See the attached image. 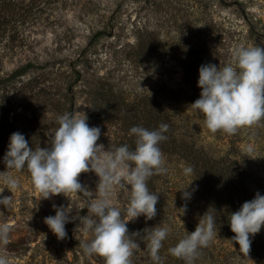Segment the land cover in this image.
<instances>
[{
    "label": "rangeland",
    "instance_id": "374dc122",
    "mask_svg": "<svg viewBox=\"0 0 264 264\" xmlns=\"http://www.w3.org/2000/svg\"><path fill=\"white\" fill-rule=\"evenodd\" d=\"M205 59L232 86L220 126L180 89ZM263 92L264 0H0V264H262L200 217L185 163L246 156L264 227ZM170 120L182 154L141 155Z\"/></svg>",
    "mask_w": 264,
    "mask_h": 264
},
{
    "label": "trees",
    "instance_id": "16d2710c",
    "mask_svg": "<svg viewBox=\"0 0 264 264\" xmlns=\"http://www.w3.org/2000/svg\"><path fill=\"white\" fill-rule=\"evenodd\" d=\"M202 61L203 62L201 64H198V66L195 67V70H197L195 71L197 73V76L199 75L198 73H201V75L196 77L195 74L192 73L194 79H191L192 77H190V74H188L187 76L190 79H186L184 81V84H181L180 89L183 90L182 94H188L191 100L190 105L192 107L197 108L198 112L200 111L202 113H208L207 115H210L209 120L213 122V125L220 126L221 124L225 123L226 120L228 122L230 121L226 119L230 116L229 110L228 112H224L219 110V108L221 106H226L227 100L225 99V95L228 92L232 91V86L227 87L226 90L220 89L221 91L217 92V90H219V86L216 82V79L213 80L212 75L215 71H219L218 64L213 62L212 60L205 59ZM32 68V64L24 66L23 68L15 71L9 77V80L25 75ZM203 73L207 75V80L205 81L204 78H202ZM185 85H187L186 89ZM166 88H168L169 90L168 86ZM260 90L261 88L259 86H256V83L253 79L243 85V90H240V93H244L245 91L248 98L254 99L256 98V91H258L259 95H261ZM169 91L175 94L172 90ZM214 95L220 96L215 98L213 97ZM260 98H262V102L264 105V92ZM216 103L218 107H216ZM263 105H260L261 109L264 107ZM213 109L219 112V115L214 114L215 117H213ZM225 109L226 108H223V110ZM247 116H249V114H237L235 116V119L237 117H241V120L244 121ZM170 121V127L168 126L163 130L157 128V126H154V124L150 122V124L148 125L149 142L138 149V152L141 155H146V150L151 151V148H155V152H163L162 144H164L165 142L167 144L165 148L168 151V153L164 152L166 156L170 157L171 155L174 156V154H177L179 156L180 154H182V150L178 149V145L174 141V139H177V137H179L180 135L178 129L181 122L179 121V123H176V121ZM162 135H166V138L160 139L159 137ZM150 141L151 144L148 145ZM205 150L206 149H204L203 147L202 149H200V151L197 150L195 152H191V154L189 155V163H187V161L185 163V166L188 167L185 172L193 169V171H190L189 174H195V180L197 181L196 183L198 187L197 192L204 199L203 212H205V214H202L200 217L209 219L211 222H213V224H215L214 227L218 230H223L224 225H226L227 228L225 229L226 231L230 232V236L239 245L242 244L241 246L243 248L249 249V251L253 252L256 256L262 258V264H264V227H262L258 223V221L256 222V217H254L252 213H249V210H247L246 208L254 207V198H252L251 196L247 198V190L244 189L243 180L235 183L237 181L235 177H241L244 175V173L249 172V168H246L247 157L243 156L238 161H236L235 159L232 161H227L225 159L220 160L218 154L216 156V149L213 148V157H210L208 153H205ZM220 151L221 150L218 149V152ZM155 152L153 151V153ZM183 158L187 159L186 156ZM211 168L213 169V172L209 173V170ZM230 183H232V185ZM217 191L222 192L217 193ZM248 221L253 223H246L245 225V222ZM242 224L244 226H242ZM242 237L244 241L240 244V242L242 241Z\"/></svg>",
    "mask_w": 264,
    "mask_h": 264
}]
</instances>
